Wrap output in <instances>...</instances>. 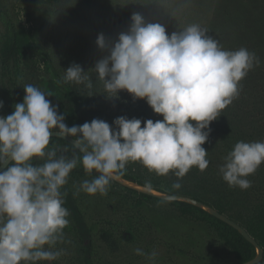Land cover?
<instances>
[{
	"label": "clouds",
	"instance_id": "clouds-1",
	"mask_svg": "<svg viewBox=\"0 0 264 264\" xmlns=\"http://www.w3.org/2000/svg\"><path fill=\"white\" fill-rule=\"evenodd\" d=\"M130 19L128 31L113 45L106 43L103 34L97 36V47L108 55L93 69L85 72L73 63L63 70L61 82L92 89L89 73L93 72L107 98L125 91L134 101L144 100L163 119L120 116L112 126L93 119L69 127L45 92L25 85L23 102L16 103L10 115L0 116V167L4 168L0 171V264H38L62 255V249L53 250L63 242L70 223L62 189L78 163L87 175H98L85 179L74 196L81 191L106 196L130 162L158 176L171 172L177 178L193 167L201 172L207 169L208 152L202 145L208 141L210 124L239 96L240 82L259 63L258 58L243 47L223 49L199 24L168 34L162 24L146 23L139 13ZM53 135L71 137L79 158L58 155L54 147L49 148ZM261 164L264 141H238L218 171L229 187L243 191L252 187L248 177ZM172 187L181 185L177 182ZM134 252L149 260L157 255L141 248Z\"/></svg>",
	"mask_w": 264,
	"mask_h": 264
},
{
	"label": "rangeland",
	"instance_id": "rangeland-1",
	"mask_svg": "<svg viewBox=\"0 0 264 264\" xmlns=\"http://www.w3.org/2000/svg\"><path fill=\"white\" fill-rule=\"evenodd\" d=\"M36 1L0 0V33L8 26L31 29L44 24L39 38L60 75H64L65 67L73 63L80 65L85 72L93 69L97 61L108 55L107 50L97 47V36L103 34L106 43L113 45L121 33L128 31L134 13L141 14L146 23L162 24L168 34L193 23L199 24L223 49L234 51L243 47L254 52L259 63L240 82L239 96L221 115L222 118L229 116L233 129L243 133L242 141H264L257 121L241 107L245 106L241 103L245 100L248 107L251 105L252 110L256 109L264 117V0H62L58 7L45 0H38L40 3L37 5ZM88 18L93 22L85 42L79 52L70 55L64 48L65 37ZM39 65L41 78H50L52 75L42 58ZM89 74L95 85L99 80L95 79V73ZM20 83L22 88L17 103L23 102L25 85L40 88L22 66ZM101 86L99 93L94 87H78L85 97L90 92L93 94L87 98V104L94 111L96 109V113L105 111L106 116L101 117L102 120L110 126L120 116L144 121L140 117L141 111L148 106L144 100L129 101L122 94L108 99L102 95L104 88ZM7 93L0 76V101L3 102L0 116L9 115ZM64 122L69 126L65 119ZM34 161L43 163L42 160ZM129 164H134L132 171L128 170L134 177L148 178L157 186L154 189L144 187L170 193L166 188H171L173 182L168 176L151 173L138 162ZM252 176L264 185V167L257 169ZM92 178L70 175L65 186L76 192L85 179ZM76 199L92 230L96 255L101 264H207L212 261L236 264L210 221L200 222L184 216L176 206L166 201L144 199L116 181L111 183L106 196H88L81 191ZM75 239L69 223L64 229L63 242L53 249H62V255L56 260L39 261L38 264H83ZM136 248L149 255L155 251L157 255L154 260H149L147 256L136 255Z\"/></svg>",
	"mask_w": 264,
	"mask_h": 264
},
{
	"label": "trees",
	"instance_id": "trees-1",
	"mask_svg": "<svg viewBox=\"0 0 264 264\" xmlns=\"http://www.w3.org/2000/svg\"><path fill=\"white\" fill-rule=\"evenodd\" d=\"M45 2L58 7L62 0H45ZM39 3L40 1L38 0L35 2L37 5ZM91 21L93 22V19L88 18V20L79 24L78 29L66 35L64 48L67 53L73 55L79 52L91 27ZM43 28L44 24L40 28L33 27L31 29L8 26L3 33H0V76L3 87L8 92V114L12 113L14 105L19 100V92L22 88L20 83L22 66L31 79L37 82L41 90L48 95L47 98L57 107L58 114L64 115L70 127L82 125L93 119L102 120L101 117L106 116L105 111L102 110L100 113H96V109L94 111L93 108L89 107L87 98L90 96L85 97L78 84H65L61 82L63 75L59 74L48 51L40 41L39 35L42 34ZM40 58L46 63V67L52 75L50 78H41ZM66 68L68 67H65V70ZM95 79H97L96 76ZM101 84L98 81L93 85L98 93L100 92V87H102ZM80 86L83 87V85ZM83 88L86 89L85 87ZM120 94L125 96L126 100H133L125 91L118 93V95ZM241 94L242 96L244 95L243 92ZM102 95L108 96L109 94L103 90ZM101 100H104V97ZM137 101L142 102L143 100ZM241 103L245 105L241 107L245 108V111L252 115L264 134V117L256 109L252 110L251 105L248 107L245 100L241 101ZM140 117L144 121L148 119H152L153 121L163 119L161 116L154 114L149 106L144 107ZM210 129L208 141L202 145L208 152L207 159L209 160V165L207 169L201 172L196 167H193L183 178H177L170 172L167 175L168 178H170L173 184L180 183L181 187L179 189H174L173 187L166 189L170 191V194L188 196L201 201L238 223L263 250V263L258 264H264V185H262V181L258 182L251 175L248 179L251 181L252 187L242 191L238 187H229L222 180L218 169L224 164L225 156L232 150L234 144L242 141L243 133L238 129H233L230 117L227 115L225 118H222V115H220L216 120L211 122ZM51 139L49 148L54 147L58 155H65L68 158L76 155L79 158L80 154L73 151L71 144L60 138L52 137ZM33 162L38 163L39 161ZM133 165L128 164L126 166L127 169L122 176L124 179L153 189L157 187L148 178L140 179L134 177L128 171H132ZM262 167H264V164H261L258 169ZM70 175L94 177L98 174L93 172L91 175H87L83 167L78 163ZM62 192L66 193L64 206L70 213L68 219L73 235L76 238L75 240L79 245L83 264H101L96 255L92 230L79 207L76 196L73 195L74 191L64 186ZM139 196L144 199L160 201L159 199L140 193ZM166 203L176 206L184 216H189L200 222L210 221L236 264L245 263L255 257V247L229 225L210 216L202 209H198L187 203L177 201H166ZM104 233L106 235L110 234L108 232ZM207 264L219 263L212 261Z\"/></svg>",
	"mask_w": 264,
	"mask_h": 264
},
{
	"label": "water",
	"instance_id": "water-1",
	"mask_svg": "<svg viewBox=\"0 0 264 264\" xmlns=\"http://www.w3.org/2000/svg\"><path fill=\"white\" fill-rule=\"evenodd\" d=\"M53 137L59 138L56 135H53ZM61 139V138H60ZM62 140L68 142L69 144L72 143V138L71 137H65ZM72 145V144H71ZM11 162H9L10 164ZM8 165L6 164L4 167H7ZM4 168L0 167V171H3ZM119 184L123 185L124 187L133 190L137 193L147 195L162 201H167V202H183L187 203L189 205H192L198 209H202L203 211L207 212L210 216L218 219L219 221L229 225L233 229H235L247 242H249L251 245H253L256 249V255L253 259L250 261H247L245 263H240V264H258V263H263V250L260 248V246L256 243V241L249 236V234L246 232V230L241 227L238 223L235 221L231 220L228 218L226 215L219 213L217 210L214 208L202 203L201 201H198L194 198L188 197V196H183V195H176V194H170V193H160L155 190L149 189L147 187H144L143 185H140L138 183L129 181L121 177L120 181H116Z\"/></svg>",
	"mask_w": 264,
	"mask_h": 264
}]
</instances>
